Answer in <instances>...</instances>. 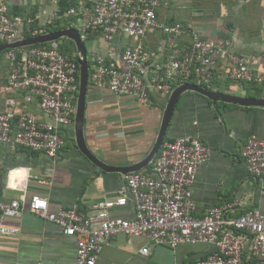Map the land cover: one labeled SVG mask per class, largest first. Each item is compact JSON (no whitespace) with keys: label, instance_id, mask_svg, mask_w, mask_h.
I'll return each mask as SVG.
<instances>
[{"label":"built area","instance_id":"2783aa9c","mask_svg":"<svg viewBox=\"0 0 264 264\" xmlns=\"http://www.w3.org/2000/svg\"><path fill=\"white\" fill-rule=\"evenodd\" d=\"M160 4L161 0H96L91 6L71 7L62 13L77 17L83 41L95 35L108 44L106 52L87 56L88 79L94 86L150 105L151 93H169L179 83L210 86L213 56L222 51L228 78L258 84L264 90V73H255L250 59L234 52L229 39L202 38L180 22L163 24L157 15ZM59 16L58 8L9 16L7 0H0V43L48 32ZM154 28L175 39L188 36L190 44L183 50L173 49L162 61H153L144 38ZM116 38L120 40L117 47L111 44ZM58 40L4 52L7 73L0 83V146L17 145L47 157L61 151L63 133L72 127L76 112L79 69L77 56L63 54ZM31 105L39 114L28 109ZM240 154L247 171L264 179V139L251 134ZM209 155V146L198 138L163 141L149 172L126 174L115 197H103L87 207L74 204L50 210L47 198L39 194L0 201V237L18 233L5 220L19 217L26 209L75 237V264H96L103 245L118 233L148 236L171 247L197 242L214 245L209 256L191 264H246V251L264 263L263 211L254 208L226 217L223 208L215 206L204 217L195 216L192 184L197 168ZM129 202L132 217L112 212ZM141 253H148V248H141Z\"/></svg>","mask_w":264,"mask_h":264},{"label":"crops","instance_id":"0c3cea01","mask_svg":"<svg viewBox=\"0 0 264 264\" xmlns=\"http://www.w3.org/2000/svg\"><path fill=\"white\" fill-rule=\"evenodd\" d=\"M75 1L90 6L96 0ZM7 3L26 12L58 8V0H7ZM157 15L163 24L180 22L202 38L229 39L234 52L250 59V68L255 73H264V0H161ZM119 42L116 38L111 44L117 47ZM144 44L153 61H162L173 49L183 50L190 44V38L172 39L154 28L147 31ZM86 47L89 55L106 52L108 44L94 35L86 40ZM227 65L224 53L217 51L211 64L213 88L206 87L225 94L264 98L261 85L228 78ZM6 73L7 67L5 73L0 72V82ZM171 91L151 93L152 103L144 105L129 95H116L105 86L97 88L88 79L84 135L89 148L113 166L142 160L154 143ZM28 109L39 114L35 105ZM251 134L264 139V106L221 100L213 104L194 90H186L179 96L165 138L189 136L202 140L210 148L209 158L197 168L192 184L196 217H204L215 206L222 207L226 217L254 208L264 212V179L247 171L240 154ZM72 138L55 157L17 145L0 146V201L39 194L47 198L50 210H56L74 204L87 207L103 197H115L130 172L104 171L80 152L74 131ZM147 166L138 171L149 172ZM112 212L130 218L132 203ZM5 223L18 228V233L0 237V264H75L76 239L64 234L56 224L26 209L19 217L7 218ZM143 247L148 248V253H141ZM213 251L214 245L209 243H179L171 247L148 236L118 233L103 245L96 264H191ZM254 260L246 251V264ZM257 264L264 263L258 260Z\"/></svg>","mask_w":264,"mask_h":264},{"label":"water","instance_id":"95a60500","mask_svg":"<svg viewBox=\"0 0 264 264\" xmlns=\"http://www.w3.org/2000/svg\"><path fill=\"white\" fill-rule=\"evenodd\" d=\"M66 38L71 40L76 48L77 62H78V94L76 99V112L74 116V139L75 144L80 152L86 156L93 164L103 169L104 171H118L120 173H128L143 169L150 164L155 158L165 138L170 118L172 116L174 107L178 101L179 96L186 90H194L210 100L215 104L218 100L233 103L243 106H264V98L236 96L233 94H225L222 92L214 91L206 86L195 83H182L171 91L168 96L167 103L163 109L160 127L158 129L154 143L149 150L148 154L140 161L123 166H113L105 163L98 158L86 143L84 135V112L87 97V85L89 78V62L87 59L86 43L80 38L79 31L74 27H66L60 30L45 32L33 37H25L11 42L0 43V51L10 48L26 47L34 44H41Z\"/></svg>","mask_w":264,"mask_h":264},{"label":"trees","instance_id":"16d2710c","mask_svg":"<svg viewBox=\"0 0 264 264\" xmlns=\"http://www.w3.org/2000/svg\"><path fill=\"white\" fill-rule=\"evenodd\" d=\"M81 5H83V4H80V3L78 4V1H75V0H58V6L57 7H58V11L60 13V16L55 19L54 24H51V25H49L47 27V31L50 32V31L60 30V29L66 28V27L77 28V17L76 16H63L62 13L65 10H67V9H69L71 7H78V6H81ZM36 11L37 10H33L31 12H26L25 9L19 7L18 5H8V15L9 16L21 15V16L25 17L26 15L33 14ZM24 37H27V35H25ZM168 37H170V36H168ZM172 39H175V38H172ZM58 41H59L60 51L63 54L69 55V56H75V57L77 56L75 45H74V43L71 40L66 39V38H61ZM84 42L86 43V40H84ZM34 45L38 46L40 44H34ZM5 51L6 50L0 51V64H1L0 72H2V73H5L6 64H7L6 61H4V59L2 58V56L4 55ZM87 55H88V52H87ZM77 78H78V75H77ZM3 81H4V79L2 80V82ZM232 81H235V80H232ZM235 82H239V81H235ZM240 82H242V81H240ZM213 83H214V80L211 81V84H210L209 87L213 88ZM247 84H250V83H247ZM251 85H255V84H251ZM66 134L70 135L71 140L73 139L72 138L73 137V129H72V127H70L69 130L65 131V135ZM65 135H64V138H65ZM166 140L172 141L174 139H171V138L167 137V138L164 139V141H166ZM32 152H35V151H32ZM151 167H152V164H149L145 169L147 171H150ZM202 259H204V258H202ZM253 259H255V258H253ZM199 260H201V259H199ZM257 262H258V260L255 259L252 262V264H257Z\"/></svg>","mask_w":264,"mask_h":264},{"label":"rangeland","instance_id":"374dc122","mask_svg":"<svg viewBox=\"0 0 264 264\" xmlns=\"http://www.w3.org/2000/svg\"><path fill=\"white\" fill-rule=\"evenodd\" d=\"M63 136H64V134H63ZM65 143L66 144H70L71 143V138H70V135L69 134H66L65 135Z\"/></svg>","mask_w":264,"mask_h":264}]
</instances>
